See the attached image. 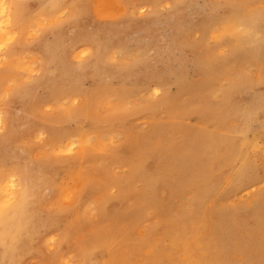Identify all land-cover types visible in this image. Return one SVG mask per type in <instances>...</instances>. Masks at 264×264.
Returning a JSON list of instances; mask_svg holds the SVG:
<instances>
[{"label": "rangeland", "instance_id": "374dc122", "mask_svg": "<svg viewBox=\"0 0 264 264\" xmlns=\"http://www.w3.org/2000/svg\"><path fill=\"white\" fill-rule=\"evenodd\" d=\"M0 2V264H264V0Z\"/></svg>", "mask_w": 264, "mask_h": 264}, {"label": "bare ground", "instance_id": "6f19581e", "mask_svg": "<svg viewBox=\"0 0 264 264\" xmlns=\"http://www.w3.org/2000/svg\"><path fill=\"white\" fill-rule=\"evenodd\" d=\"M3 1V0H2ZM3 3V2H2ZM121 3V2H120ZM0 4H1V2H0ZM12 4H14V2L12 1ZM109 4V3H108ZM232 4V3H231ZM15 5H17V4H15ZM57 6V5H56ZM55 6V7H56ZM233 6V5H232ZM65 8V7H64ZM63 8V9H64ZM102 8V7H101ZM234 8V7H233ZM62 9V10H63ZM123 9V8H122ZM20 10V9H19ZM54 10H56V9H54ZM3 12V11H2ZM18 10H9V13H8V15H6L7 17L5 18V17H3V13H1L0 12V44L3 42V40L5 39V38H9L8 36H7V33H8V27H9V25H10V22H11V20H13L14 22L15 21H18V19H17V17H18ZM54 12V11H53ZM98 12V11H97ZM245 12V11H244ZM41 13H42V15H45V11H41ZM104 13H106V12H104ZM248 13V12H247ZM243 15V14H242ZM248 17V16H247ZM19 18H21V14H20V12H19ZM242 19V18H241ZM240 24V23H239ZM247 28V27H246ZM246 30V29H245ZM30 31V30H29ZM211 33V32H210ZM264 33V32H263ZM229 34V33H228ZM224 38V37H223ZM12 39V38H11ZM8 40V39H7ZM10 51H11V49L8 47V49H7V54L8 53H10ZM121 55H123V53L121 54ZM124 56V55H123ZM122 56V58H125V57H123ZM1 57V56H0ZM230 122V121H229ZM233 123V122H232ZM259 124V123H258ZM244 135V134H243ZM87 138V137H86ZM243 142V141H242ZM246 154V153H245ZM239 155V154H238ZM33 158V157H32ZM241 158V157H240ZM247 158V157H246ZM186 159H188V158H186ZM240 160V159H239ZM251 160V159H250ZM249 160V161H250ZM34 161V160H33ZM36 161V160H35ZM54 162V161H53ZM58 162H60V161H58ZM244 162V161H243ZM54 164V163H53ZM177 164V163H176ZM238 164V163H237ZM242 164V163H241ZM247 164V163H246ZM63 165V164H62ZM66 165V164H65ZM32 166V165H31ZM250 166H251V164H250ZM28 167V166H27ZM49 167V166H48ZM68 167V166H67ZM249 167V166H248ZM26 169V168H25ZM252 169V168H251ZM14 170V169H13ZM45 170V169H44ZM246 171V170H245ZM51 173H52V171H51ZM246 173V172H245ZM66 174H68V173H66ZM242 174V173H241ZM247 174V173H246ZM16 175V174H15ZM191 175V174H190ZM247 175H249V174H247ZM17 176V175H16ZM44 176V175H43ZM52 176H53V174H52ZM40 177V176H39ZM241 179H242V175H241ZM53 180V179H52ZM228 180V179H227ZM234 181H236V180H234ZM32 182V181H31ZM46 182V181H45ZM168 182V181H167ZM241 182V181H240ZM19 183V182H18ZM144 184V183H143ZM2 185V184H1ZM1 185H0V187H1ZM37 185V184H36ZM58 185H59V183H58ZM155 185V184H154ZM20 186V185H19ZM16 187V186H15ZM49 187H51V186H49ZM245 187V186H244ZM10 183H9V181H7V182H5L4 183V189L6 190V191H8V190H10ZM48 189V188H47ZM154 189V188H153ZM2 190V189H1ZM14 190H16V189H14ZM34 190V189H33ZM53 190H54V188H53ZM209 188H208V192H209ZM13 191V190H12ZM50 191V190H49ZM68 191V190H67ZM86 191V190H85ZM1 192V191H0ZM10 192V191H9ZM150 192V191H149ZM8 193V192H7ZM11 193H15V192H11ZM33 193V192H32ZM102 193V192H101ZM206 193V192H205ZM263 192H261V194H262ZM82 194V193H81ZM204 194V193H203ZM203 194H201V195H203ZM3 195V194H2ZM29 195H31V193L29 194ZM154 195V194H153ZM13 196V195H12ZM57 196V195H56ZM204 197H205V194L203 195ZM207 196V195H206ZM261 196H263L264 197V195L262 194ZM16 197V196H15ZM31 197V196H30ZM53 197V196H52ZM69 197H70V195H69ZM92 197V196H91ZM90 197V198H91ZM94 197V196H93ZM116 197V196H115ZM114 197V198H115ZM202 197V196H201ZM8 198V197H7ZM10 198V197H9ZM13 198V197H12ZM29 198V197H28ZM103 198H104V196H103ZM154 198V197H153ZM206 198V197H205ZM24 199V196L23 195H21V194H19V196H17V200L18 201H22ZM30 199V198H29ZM157 200V199H156ZM186 199H184V201H185ZM204 200V199H203ZM211 200V199H210ZM210 200H209V202H210ZM65 201V200H64ZM87 202V201H86ZM0 203H2V201L0 202ZM7 203V202H6ZM49 203V202H48ZM106 203V202H105ZM126 203V202H125ZM54 204V203H53ZM21 205V204H20ZM33 205V204H32ZM84 205V204H83ZM120 205H121V203H120ZM124 205V204H123ZM10 206V205H9ZM51 206V205H50ZM115 206V205H114ZM122 206V205H121ZM160 206V205H159ZM16 207H19V206H17L16 205ZM27 207V206H26ZM29 207V206H28ZM106 207V206H105ZM109 208V207H108ZM120 208V207H119ZM259 208H260V206H259ZM258 208V209H259ZM108 210H110V209H108ZM4 211V210H3ZM7 211V210H6ZM15 211V210H14ZM21 211V210H20ZM24 211H26V209L24 210ZM1 212V211H0ZM68 212V211H67ZM102 212V211H101ZM36 213V212H35ZM40 213V212H39ZM65 213V212H64ZM69 213V212H68ZM73 213V212H72ZM106 213V212H105ZM104 213V214H105ZM108 213V212H107ZM113 213H114V215H115V211H113ZM183 213V212H182ZM20 214V213H19ZM89 214V213H88ZM109 214V213H108ZM111 214H112V212H111ZM110 214V215H111ZM6 215V214H5ZM25 215H27V213L25 214ZM29 215H31V214H29ZM1 216H3V215H1ZM21 216V215H20ZM33 216V215H32ZM104 216V215H103ZM116 216V215H115ZM210 216V215H209ZM212 216V215H211ZM8 217V216H7ZM25 217V216H24ZM85 217H86V215H85ZM106 217V216H105ZM104 217V218H105ZM111 217H113V215L111 216ZM213 217V216H212ZM3 218V217H2ZM28 218V217H27ZM26 218V219H27ZM31 218V217H30ZM39 218V217H38ZM53 218V217H52ZM95 218V217H94ZM191 218V217H190ZM204 218V217H203ZM234 218V217H233ZM20 219H21V217H20ZM29 219V218H28ZM51 218H49V220H50ZM68 219V218H67ZM121 219V218H120ZM206 219H207V217H206ZM209 219V218H208ZM5 220V219H4ZM3 220V224H4V221ZM23 220V219H22ZM34 220V219H33ZM153 220V219H152ZM25 221V220H24ZM27 221V220H26ZM32 221V220H31ZM38 221V220H37ZM40 221V220H39ZM223 221V220H222ZM2 222V221H1ZM171 222V221H170ZM203 222V221H202ZM206 222V221H205ZM215 221H213L212 223H214ZM218 222V221H217ZM216 222V223H217ZM11 223V222H10ZM34 225H35V220H34ZM102 223V222H101ZM172 223V222H171ZM170 223V224H171ZM177 223V222H176ZM187 223V222H186ZM192 223V222H191ZM190 223V224H191ZM207 223V222H206ZM206 223L204 224V225H206ZM20 224L21 225H23L21 222H20ZM31 224V223H30ZM38 224V223H37ZM110 224V223H109ZM149 224V223H148ZM169 224V225H170ZM178 224V223H177ZM215 224V223H214ZM25 225H27V224H25ZM32 225V224H31ZM168 225V224H167ZM175 225V224H174ZM185 225V224H184ZM189 225V224H188ZM198 225V224H197ZM197 225H196V227H197ZM211 225V224H210ZM1 226H3V225H1ZM29 226V225H28ZM28 226H27V228H28ZM36 226V225H35ZM114 226V225H113ZM119 226V225H118ZM146 226H147V224H146ZM175 226H177V225H175ZM194 226H195V224H194ZM200 226V225H199ZM207 226V225H206ZM217 226H218V224H217ZM216 226V227H217ZM17 227V226H16ZM20 228H21V226H19ZM18 227V228H19ZM210 227V226H209ZM209 227H208V229H209ZM7 228V227H6ZM89 228V227H88ZM151 228V227H150ZM162 228V227H161ZM165 228V227H164ZM195 228V227H194ZM220 228V227H219ZM17 228H15V230H16ZM31 229V228H30ZM90 229V228H89ZM155 229V228H154ZM153 229V230H154ZM200 229V228H199ZM203 229V228H202ZM211 229H212V227H211ZM226 229V228H225ZM14 230V231H15ZM100 230V229H99ZM121 230V229H120ZM163 230H165V229H163ZM175 230V229H174ZM184 230H185V227H184ZM186 230H188V229H186ZM185 230V231H186ZM23 231V230H22ZM29 231V230H28ZM140 231V230H139ZM208 231V230H207ZM223 231V230H222ZM228 231V230H227ZM19 232V231H18ZM155 232V231H154ZM176 232V231H175ZM209 232V231H208ZM215 233V232H214ZM7 234V233H6ZM26 234V233H25ZM32 234H34V233H32ZM159 234V233H158ZM204 234V233H203ZM207 234V233H206ZM212 234V233H211ZM226 234V233H225ZM229 234V233H228ZM11 235V234H10ZM10 235H8V236H10ZM16 235H18V234H16ZM156 235V234H155ZM160 235V234H159ZM186 235V234H185ZM187 235H188V233H187ZM205 235V234H204ZM208 235V234H207ZM231 235V234H230ZM6 236V235H5ZM80 236V235H79ZM104 236V235H103ZM181 236V235H180ZM1 237H3V235L1 234ZM14 237V236H13ZM27 237V236H26ZM172 237V236H171ZM176 238H177V236H175ZM215 237V236H214ZM17 238H18V236H17ZM19 238H20V236H19ZM105 238V237H104ZM170 238V237H169ZM181 238V237H180ZM184 238H186V236L184 237ZM228 238H230V237H228ZM23 239H24V237H23ZM27 239H29V238H27ZM101 239H103V237L101 238ZM171 239V238H170ZM175 239V238H174ZM189 239V238H188ZM194 239H195V237H194ZM6 240V239H5ZM58 240V239H57ZM67 240V239H66ZM140 240V239H139ZM162 240V239H161ZM167 240V239H166ZM192 240V243H193V239H191ZM3 241V240H2ZM8 241V240H7ZM10 241V240H9ZM19 241V240H18ZM63 241V240H62ZM178 241V240H177ZM181 241H182V238H181ZM185 241V240H184ZM201 241H202V239H201ZM205 241V240H204ZM203 241V242H204ZM12 242V241H11ZM65 242V241H64ZM105 242V241H104ZM172 242V241H171ZM176 242V241H175ZM183 242V241H182ZM198 243H199V241H197ZM206 242V241H205ZM224 242V241H223ZM3 243V242H2ZM29 243V242H28ZM57 243V242H56ZM66 243V242H65ZM144 243V242H143ZM152 243V242H151ZM161 243V242H160ZM168 243V242H167ZM174 243V242H173ZM207 243V242H206ZM211 243H212V241H211ZM217 243V242H216ZM222 243V242H221ZM220 243V244H221ZM4 244V243H3ZM16 244V243H15ZM19 244V243H18ZM150 244V243H149ZM7 245V244H6ZM10 245V244H9ZM114 245V244H113ZM160 245V244H159ZM166 245V244H165ZM174 245V244H173ZM187 245V244H186ZM194 245V244H193ZM196 245V244H195ZM199 245V244H198ZM2 246V245H1ZM72 246V245H71ZM157 246V245H156ZM162 246V245H161ZM177 246V245H176ZM180 246V245H179ZM210 246V245H209ZM6 247V246H5ZM8 247V246H7ZM7 247H6V249H7ZM16 247H18V246H16ZM20 247V246H19ZM68 247V246H67ZM108 247V246H107ZM26 248V247H25ZM71 248V247H70ZM148 248V247H147ZM150 248V247H149ZM153 248V247H152ZM165 248V247H164ZM176 248V250H177V247H175ZM180 248V247H179ZM182 248V247H181ZM184 248H186V247H184ZM184 248H182V249H184ZM190 248V247H189ZM204 248V247H203ZM202 248V246H201V248H200V250L201 249H203ZM213 248V247H212ZM218 248V247H217ZM222 248H224V247H222ZM21 249H22V247H21ZM29 249H31V248H29ZM112 249V248H111ZM126 249V248H125ZM124 249V250H125ZM145 249V248H144ZM157 249V248H156ZM155 249V250H156ZM169 249V248H168ZM173 249V248H172ZM181 249V250H182ZM187 249V248H186ZM209 249V248H208ZM219 249V248H218ZM100 250V249H99ZM104 250V249H103ZM113 250V249H112ZM141 250V249H140ZM150 250V249H149ZM160 250H162V249H160ZM159 250V251H160ZM164 250V249H163ZM167 250V249H166ZM14 251V250H13ZM148 251V250H147ZM157 251V250H156ZM155 251V252H156ZM173 251V250H172ZM184 251V250H183ZM190 251V250H189ZM199 251V250H198ZM203 251V250H202ZM24 252V251H23ZM29 252V251H28ZM117 252H118V250H117ZM174 252V251H173ZM172 252V253H173ZM193 252V251H192ZM194 252H196V251H194ZM19 253V252H18ZM26 253V252H25ZM68 253H70V252H68ZM67 253V254H68ZM145 253H146V251H145ZM151 253H153V252H151ZM159 253V252H158ZM157 253V254H158ZM201 253V252H200ZM20 254V253H19ZM58 254V253H57ZM148 254V253H147ZM149 254H150V252H149ZM173 254H175V253H173ZM197 254V253H196ZM222 254V253H221ZM227 254V253H226ZM8 255H9V252H8ZM8 255H7V257H8ZM143 255V254H142ZM154 255V254H153ZM165 255V254H164ZM178 254L176 253V256H177ZM195 255V254H194ZM1 256V255H0ZM11 256H13V255H11ZM22 256V255H21ZM67 256V255H66ZM71 256V255H70ZM117 256H118V254H117ZM146 256V255H145ZM154 256H156V253H155V255ZM161 256H162V254H161ZM204 256V255H203ZM214 256V255H213ZM224 256V255H223ZM2 257V256H1ZM18 257V256H17ZM95 257V256H94ZM108 257V256H107ZM141 257V256H140ZM153 257V256H152ZM166 257V256H165ZM200 257V256H199ZM3 258V257H2ZM13 258V257H12ZM97 258V257H96ZM154 259H155V257H153ZM212 258V257H211ZM219 258V257H218ZM1 259V258H0ZM14 259V258H13ZM15 259H16V257H15ZM77 259V258H76ZM100 259V258H99ZM114 259H115V256H114ZM137 258H135L134 260H136ZM146 259V258H145ZM158 258H156V260H157ZM181 259V258H180ZM179 259V260H180ZM213 259H214V257H213ZM223 259V258H222ZM18 260V259H17ZM23 260V259H22ZM75 260V259H74ZM101 260V259H100ZM125 260V259H124ZM141 260V259H140ZM144 260V259H143ZM147 260V259H146ZM159 260V259H158ZM183 260H185L184 259V256H183ZM13 261V260H12ZM16 261V260H15ZM68 261V260H67ZM93 261V260H92ZM105 261H106V259H105ZM116 261V260H115ZM114 261V263H116ZM121 261V260H120ZM203 261V260H202ZM227 261V260H226ZM229 261V260H228ZM61 262V261H60ZM69 262V261H68ZM72 262V261H71ZM103 262V261H102ZM110 262V261H109ZM125 262V261H124ZM134 262V261H133ZM144 262V261H143ZM208 262V261H207ZM213 262V261H212ZM14 263H16V262H14ZM18 263H20V262H18ZM105 263V262H104ZM135 263V262H134ZM154 263H155V261H154ZM170 263V262H169ZM184 263V262H183ZM182 263V264H183ZM190 263V262H189ZM210 263H211V261H210ZM62 264V263H61ZM84 264V263H83ZM106 264V263H105ZM113 264V263H112ZM120 264V263H119ZM123 264V263H122ZM143 264V263H142ZM150 264V263H149ZM153 264V263H152ZM168 264V263H167ZM206 264H209V263H206ZM218 264V263H217ZM231 264V263H230Z\"/></svg>", "mask_w": 264, "mask_h": 264}]
</instances>
